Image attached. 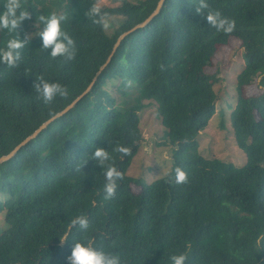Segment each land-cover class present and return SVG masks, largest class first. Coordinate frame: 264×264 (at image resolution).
Segmentation results:
<instances>
[{"label": "trees", "instance_id": "obj_1", "mask_svg": "<svg viewBox=\"0 0 264 264\" xmlns=\"http://www.w3.org/2000/svg\"><path fill=\"white\" fill-rule=\"evenodd\" d=\"M120 1L101 6L108 13L104 30L84 16L96 0H35L45 7H30L21 34L34 31L40 11L71 13L67 30L76 40V58L50 60L35 50L40 39L33 37L18 69L0 65V158L93 83L72 109L0 163V264H67L78 233L61 237L68 219L81 213L97 243L111 245L127 264H164L166 251L186 252V264H264V0H208L235 19L231 34L210 28L195 0H165L114 50L161 0ZM232 38L244 49V67L225 109L246 155L242 165L205 157L198 140L217 113L219 78L207 68ZM35 75L58 80L68 95L44 105L32 92ZM254 86L259 93L250 95ZM152 104L172 147V168L145 183L128 170L143 140L140 112ZM108 142L130 145L132 152L117 158L124 179L105 200L100 168L85 158ZM177 166L187 173L182 184L174 181Z\"/></svg>", "mask_w": 264, "mask_h": 264}, {"label": "clouds", "instance_id": "obj_2", "mask_svg": "<svg viewBox=\"0 0 264 264\" xmlns=\"http://www.w3.org/2000/svg\"><path fill=\"white\" fill-rule=\"evenodd\" d=\"M0 65L8 69H18L24 53L30 49L33 37H39L40 46L35 50L46 51L50 60L63 58L71 61L77 56L76 40L67 30V23L71 13L48 10L40 11L35 16L34 31H19L22 22L31 15V9L40 10L45 7L33 0H0ZM195 11L201 15L208 26L217 33L231 34L236 29L235 19L223 15L219 10H214L208 0H195ZM84 16L92 25H99L102 29L109 28L108 13L99 3H91L84 11ZM25 73L30 71L25 67ZM32 92L35 98L44 105L54 104L58 98L68 95L65 86L58 80L45 79L42 75H35ZM132 152L130 145L124 143L111 144L108 147L95 145L85 160H91L100 168L102 175V192L105 200L112 199L118 186L124 179V172L117 164V158L129 157ZM84 164V162H83ZM80 165H77L79 171ZM174 181L182 184L187 180L186 171L177 166L173 170ZM165 175H168L165 173ZM172 177L169 176V179ZM68 231L61 240L67 238L75 231L78 237H73V245L67 257V264H127L124 256L111 250V245L101 246L97 243L98 237L92 235L90 219L85 214H77L68 219ZM102 239V238H99ZM164 264H186L188 259L186 252L166 251Z\"/></svg>", "mask_w": 264, "mask_h": 264}, {"label": "rangeland", "instance_id": "obj_3", "mask_svg": "<svg viewBox=\"0 0 264 264\" xmlns=\"http://www.w3.org/2000/svg\"><path fill=\"white\" fill-rule=\"evenodd\" d=\"M101 6H117L120 0H96ZM118 19V18H117ZM112 20L115 22V18ZM244 49L240 40L232 38L226 46L219 49L213 66L207 69L215 73L219 81L215 85L217 93V113L205 130L198 135L201 153L208 158L219 157L242 165L246 155L236 144L234 131L230 125V111L225 109L228 102H234L236 76L244 67ZM259 93L256 86L249 88V94ZM225 109V113H221ZM140 128L143 140L134 158L128 175L150 183L171 171V145L165 137L166 128L157 115V106L152 104L140 112ZM224 125V126H223ZM166 142V145H162ZM4 198V196H3ZM2 218L0 217V223Z\"/></svg>", "mask_w": 264, "mask_h": 264}, {"label": "water", "instance_id": "obj_4", "mask_svg": "<svg viewBox=\"0 0 264 264\" xmlns=\"http://www.w3.org/2000/svg\"><path fill=\"white\" fill-rule=\"evenodd\" d=\"M165 0H161L158 4V7L156 8V10L153 12L152 15H150V17H148L142 24H139L137 25L136 27H134L132 30L124 33L121 35V37L119 38L118 42L116 43L115 47H114V50H116L117 46L120 44L121 40L124 39L130 32L138 29V28H141V27H144L146 26L150 21L151 19L156 15L158 14L161 9H162V6L164 4ZM113 55V54H112ZM112 55L109 57L107 63L105 65L102 66L101 70H103L106 65L110 62L111 60V57ZM101 71L98 72L96 78L100 75ZM96 78L94 79V81L96 80ZM92 85L93 83L88 87V89L83 93L81 94L72 104H70L65 110H63L62 112L56 114L55 116H53L52 118H50L47 122H45L38 130H36L30 137H28L24 142H22L20 145H18L12 152L11 154L7 155V156H3L0 158V163L5 161V160H8L9 158H11L12 156H14L16 154V152L23 146L25 145L28 141H30L31 139L35 138L44 128H46L48 126V124H50L52 121L56 120L57 118L63 116L65 113H67L70 109H72L76 104L77 102L82 99L92 88Z\"/></svg>", "mask_w": 264, "mask_h": 264}]
</instances>
